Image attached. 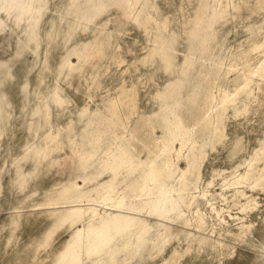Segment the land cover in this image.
<instances>
[{
  "label": "rangeland",
  "instance_id": "374dc122",
  "mask_svg": "<svg viewBox=\"0 0 264 264\" xmlns=\"http://www.w3.org/2000/svg\"><path fill=\"white\" fill-rule=\"evenodd\" d=\"M260 28L264 32V0H0V264H55L75 248L65 244L82 222L61 218V205L84 196L102 206L93 188L114 168L121 172L116 188L129 205H139L141 187L170 179L167 167L150 165L157 144L170 137L160 119L144 114L162 105L182 115L189 92L199 93L210 77L214 103L226 105L228 115L212 137L200 133L202 124L195 127L197 149L204 138L214 144L206 146L201 168L212 184L191 208L199 213L189 222L164 220V226L158 213L131 210L142 220L114 234L101 261L264 264V185L238 186L257 201L244 211L229 185L236 164L264 138V79L255 78L246 108L243 98L224 102L219 92L244 83L247 68L243 58H227L221 68L222 56L242 44L235 51L247 52L254 65L253 55L264 47L251 50L254 42L247 40ZM150 49L155 53L143 60ZM235 62L237 68L230 66ZM123 134L124 153L109 159L107 169V150L122 143ZM181 154L167 155L183 162ZM74 180L81 189L64 191ZM79 250L78 264H94L97 256L86 246Z\"/></svg>",
  "mask_w": 264,
  "mask_h": 264
},
{
  "label": "bare ground",
  "instance_id": "6f19581e",
  "mask_svg": "<svg viewBox=\"0 0 264 264\" xmlns=\"http://www.w3.org/2000/svg\"><path fill=\"white\" fill-rule=\"evenodd\" d=\"M139 13L141 14L142 11L140 10ZM138 19L140 20L139 17ZM260 32H263L261 28L258 29V31L251 32V36L247 40H252V42H254L252 43L251 50L257 51L259 50V48L264 47V32L261 40L256 41V37ZM241 46L242 44H240L239 47L235 49L229 50V53H227V55L225 54L224 56H222L220 60V67L225 68V59L227 58L231 59L232 61L235 59L238 60L239 58H243L244 62L239 63H243L244 67H247L245 68L246 73H244L243 75L245 78V82L235 85L233 91H229L227 88L221 87L219 92L220 99H222V101L224 102L229 100L236 102L237 99L243 98L244 108H246L248 104L246 100L253 97L252 85L257 82L255 78L260 77L264 79V49L260 51L259 54L253 55L254 59H256L255 63L254 65H249L248 62L250 58L247 57L248 53H239L238 51H235ZM155 51V49H150L149 52L142 57V59L146 60L147 58L152 56ZM239 63L235 62L230 66H232L233 68H237L239 66ZM246 63L248 65H246ZM214 81L215 78L210 77L206 85L203 86L199 93L197 91L189 92L183 105L182 115H177L176 117L175 108L165 106L167 110L173 112L174 117L172 118L169 115V111L165 110L164 106L162 105L158 109H155L148 114H144L151 115L152 119L154 118V116L160 119V121L163 122L162 127L167 133V136L170 137V139H168L167 141L164 140V142L162 143L159 142L157 144L156 142L158 146L157 148L159 149L158 151L155 150L156 154L154 155V158L150 160V165H154L156 170L167 167L168 170L166 171V174H169L171 178L167 180V178H169L167 175L166 181L155 184L151 187L148 186L149 188L147 187L146 190L145 186L141 187V193L137 197H135V200L139 201V205L136 203V205H129V203L124 202L123 197L120 196V191L116 188L115 182L116 178L121 173L119 171V167L114 168L115 170L113 169V176L109 180L104 181L99 186V189L97 187L93 188V190H96L99 194V198L94 199H98L96 201L100 204L102 203V206L93 205V203L87 202L88 199H84V196H78L77 199L64 202L63 205H61V207L64 208L63 212L60 214L61 218L68 220L71 219L73 223L81 221L82 224L81 226L75 227L72 230L70 239H68L65 244V248H68L72 243L76 244V247L62 252L60 254L59 260L55 264H78L81 260V250L79 249L82 246H86V253L89 256H97V258L94 260V264H104L105 262L101 261L100 256L103 254L104 247L110 242L114 241L116 237L114 234H122L123 231L132 229V227L137 225L138 222L142 220L137 219L138 221H136L137 216L132 215L131 210L145 209L149 213H158V215L164 218L162 221H159L160 225L164 226L166 225L164 220L174 222L176 219H183L184 221L189 222L197 213H199V208L194 211H192L191 208L197 196L205 197L207 195V186L210 184V182H205L203 180L201 168L203 166L202 164L204 160L207 157L205 151L206 146L208 144H211L212 147H214V144L211 139L204 138L201 141V148L197 149V146L200 143H198V141L194 138L196 134L195 127L197 123L202 124L199 130L200 133H208L209 135H211L210 137H212L213 133L217 132L219 123H222L223 120H227L228 115L226 105L223 106V104L217 105L214 103V100L216 98V95L213 91ZM125 90L127 91L128 89L126 88ZM239 110L240 108L235 106L234 112L236 113ZM81 112H87V108L82 109ZM143 117L144 116H142L141 118L143 119ZM152 119L150 120L152 121ZM146 120L143 122H146ZM185 122L190 123L186 125ZM140 129L143 128H140L139 126L138 130ZM182 129L184 131L180 132V130ZM135 133L134 135L136 138L137 135ZM223 135L224 134L222 131L218 141L221 140ZM149 136L150 134L148 135V138ZM122 137V143H113L114 149H116L117 151H114V149L107 150V169H111V161L109 162V159L115 158L116 153H119L121 155L124 153L121 149L125 144L128 143V136H126V134H123ZM151 138L153 139V135ZM156 139L158 140V137H154V140ZM258 141L259 146H255L252 148V150L248 154V158H241L230 174L231 180H229L231 182L229 183V185L236 187L233 194L241 206V211L246 210L251 204H257V201L253 195H248L244 189H240L238 186L252 185L253 187L255 185H264V138L258 139L257 142ZM178 144H180V148L176 147L178 146ZM30 147L31 146H29V148ZM169 151H178L179 154L182 153L181 156L183 159H181L183 160V162H178V157L173 159L171 158L172 156L167 155ZM159 161H162L161 164H157ZM140 162L142 163L143 160L140 159ZM172 162H175V164L171 165ZM242 166L243 169L240 170V167ZM100 174L101 172L98 173V175ZM228 177H226V179H224L225 177L223 178V183L226 182ZM211 180L212 179H210V181ZM82 186L83 185L81 183L74 180L72 182L71 188L67 187L66 189H64V191L68 192L72 189L80 190ZM241 198H246V201L241 202ZM50 204H57V202ZM108 207L113 208L114 211L110 208V211L105 209ZM189 211H191L192 217H188L187 213ZM112 223H121V225L123 224V226L126 227L107 228V226ZM239 227L248 228L249 225L241 223Z\"/></svg>",
  "mask_w": 264,
  "mask_h": 264
}]
</instances>
